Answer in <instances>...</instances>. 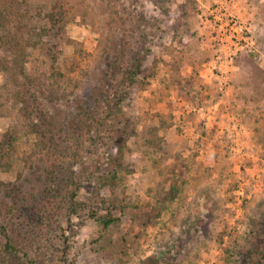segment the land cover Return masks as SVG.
<instances>
[{"label":"rangeland","instance_id":"rangeland-1","mask_svg":"<svg viewBox=\"0 0 264 264\" xmlns=\"http://www.w3.org/2000/svg\"><path fill=\"white\" fill-rule=\"evenodd\" d=\"M17 1L22 29L0 26V263L264 264V0ZM226 16L254 41L229 66ZM8 32L27 39V92ZM111 62L137 81L114 80L122 109L35 206L49 164L32 123L64 117Z\"/></svg>","mask_w":264,"mask_h":264},{"label":"trees","instance_id":"trees-1","mask_svg":"<svg viewBox=\"0 0 264 264\" xmlns=\"http://www.w3.org/2000/svg\"><path fill=\"white\" fill-rule=\"evenodd\" d=\"M19 4H22V2L17 0H0V26L12 23L13 27L16 29H22L24 25L22 22L24 14L18 10L17 7ZM7 34H9V32ZM6 36L5 42H7V46L10 50L14 52V68H17V71L24 76L25 82L23 83V87L27 92L31 85V80L30 76L25 73L23 63H21L25 59L23 45L24 41L26 42L27 39L19 37L15 33ZM22 41L23 44L21 43ZM18 57L20 58L18 59ZM131 60V56L127 58V61L131 62ZM106 68L103 75L99 78V82L94 86L89 95L85 96L78 93L72 101L70 100L69 107L64 117L59 114L57 118L53 113H50L49 110H45L44 108L43 120L39 123H32L38 136V144H40L41 151L43 152V159L49 164L44 168L45 185L41 191L35 195L34 205L35 203H37L35 206L40 204L39 208L46 209L52 206V202L57 199L56 193H58V190L54 185L56 168L58 169L59 165L64 164L63 160L73 161L71 167L77 164L76 162L85 149L84 146H87L85 141L87 140L86 136L92 127L103 126L107 116L122 109L119 89L114 87V80L117 77H121L123 74L121 79L134 83L137 81L141 71L139 66H130V68L126 66L117 67V65L112 64V62L107 64ZM15 81L17 82V80ZM104 107L108 108H106V114L99 116L100 113L105 110ZM22 109L28 111L26 107ZM70 146H74V150H70L73 152H69ZM75 195L74 193L72 196L67 197V200L74 198ZM23 203L24 201L15 202L14 206H11L10 209L11 215H17V211H19V207H21ZM3 206L6 208L8 207L7 205H3L0 201V211H3ZM4 211L6 212L5 209ZM43 213H45V211ZM6 246L7 248H14L9 238H7Z\"/></svg>","mask_w":264,"mask_h":264},{"label":"built area","instance_id":"built-area-1","mask_svg":"<svg viewBox=\"0 0 264 264\" xmlns=\"http://www.w3.org/2000/svg\"><path fill=\"white\" fill-rule=\"evenodd\" d=\"M214 10H212L211 13H213ZM215 11H218V7L215 8ZM214 18L216 19V21L221 23V16L218 15V12L215 13ZM226 25L228 26V24L233 23L232 25V30L234 31L233 37L235 40H233L232 42V46H234V44L237 46V49L232 48V46H228L229 48V52H226L224 54V62H226V66H229L230 64L233 63L234 57L237 53V51L239 49H246V48H250L251 46L254 45V41L252 40V36L249 35L250 33V29L244 25H242L241 23H239L238 21H236L234 19V16L228 17L226 16ZM235 42V43H234ZM233 49V51H232ZM220 71L221 72H227L229 71L228 69H225L223 71V69L221 68V64H220Z\"/></svg>","mask_w":264,"mask_h":264}]
</instances>
